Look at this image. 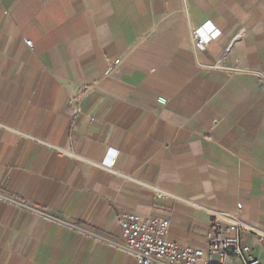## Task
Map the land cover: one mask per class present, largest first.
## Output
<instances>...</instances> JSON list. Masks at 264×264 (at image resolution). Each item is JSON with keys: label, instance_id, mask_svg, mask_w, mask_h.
Listing matches in <instances>:
<instances>
[{"label": "crops", "instance_id": "1", "mask_svg": "<svg viewBox=\"0 0 264 264\" xmlns=\"http://www.w3.org/2000/svg\"><path fill=\"white\" fill-rule=\"evenodd\" d=\"M0 193V264H137L75 228L120 242L129 211L264 231V0H0Z\"/></svg>", "mask_w": 264, "mask_h": 264}, {"label": "built area", "instance_id": "2", "mask_svg": "<svg viewBox=\"0 0 264 264\" xmlns=\"http://www.w3.org/2000/svg\"><path fill=\"white\" fill-rule=\"evenodd\" d=\"M205 23L194 28L191 33L192 41L197 49H204L216 39L219 30L211 27L207 32ZM26 44L33 47V41L27 39ZM222 58H224L222 56ZM122 57L110 61L105 75L119 72ZM221 67V64H219ZM160 102L167 103L165 97ZM74 106V104H73ZM113 154L115 157L112 158ZM118 152L109 149L101 161L104 167H113ZM1 198L17 202L13 197L0 193ZM242 205L239 204L238 208ZM32 211L45 214L41 210L28 206ZM213 216L212 227L206 233V247H196L170 240L168 232L171 222L168 218L144 216L136 212H125L120 216L122 239L120 242L108 241L98 232L77 225L75 228L95 239L114 244L120 250L134 258L137 264H264V231L260 228L242 222L234 215L223 211H210ZM256 234L260 250L250 244L249 235Z\"/></svg>", "mask_w": 264, "mask_h": 264}]
</instances>
